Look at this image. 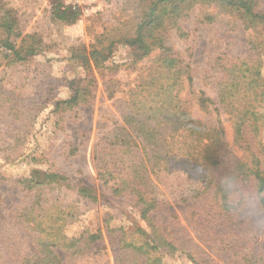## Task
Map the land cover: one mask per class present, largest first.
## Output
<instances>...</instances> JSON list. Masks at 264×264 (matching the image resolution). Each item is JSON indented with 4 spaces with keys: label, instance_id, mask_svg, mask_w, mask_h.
I'll use <instances>...</instances> for the list:
<instances>
[{
    "label": "rangeland",
    "instance_id": "374dc122",
    "mask_svg": "<svg viewBox=\"0 0 264 264\" xmlns=\"http://www.w3.org/2000/svg\"><path fill=\"white\" fill-rule=\"evenodd\" d=\"M64 6L73 21L54 17ZM246 59L264 86V19L217 0H86L75 9L68 0H0V251L14 241L37 250L23 219H69L70 239L100 233L85 255L54 249L61 264H115L123 233L149 232L131 200L100 179L111 157L100 143L118 141L144 90L173 86L178 69L192 80L182 75L174 87L177 104L225 131L216 177L249 153L264 168V129L246 136L248 147L236 144L233 118L217 102L223 68ZM163 181L149 216L185 253L165 264H245L251 253L264 264V204L250 185L222 202L214 187L190 194L193 175Z\"/></svg>",
    "mask_w": 264,
    "mask_h": 264
},
{
    "label": "trees",
    "instance_id": "16d2710c",
    "mask_svg": "<svg viewBox=\"0 0 264 264\" xmlns=\"http://www.w3.org/2000/svg\"><path fill=\"white\" fill-rule=\"evenodd\" d=\"M217 1L234 7L237 12L251 13L264 19V0ZM53 15L62 22H71L77 17L65 6L57 7ZM221 58L224 61L231 59ZM223 69L227 77L220 84L217 102L233 118L236 144L244 143L248 147L246 136L251 134L258 139L264 129L261 113L264 86L260 81V71L254 67L253 60L247 59L230 62ZM182 75L187 82L192 80L190 71L178 69L172 75L176 85H160L156 90L155 87H147L138 97L139 108L128 117L130 122L126 120V127L120 128L122 137L113 144L100 143V146L109 147L108 155H111L107 159L108 168L99 169L100 179L113 196L122 195L131 200L149 230L139 229L133 236L123 233L118 239L115 264H165L167 257L175 258L180 252L176 258L179 259L185 254L164 235L161 228L154 225L149 216L157 207L158 186L176 171L193 175L194 185L189 189L190 194L191 189L199 194L214 187L216 198L225 202L227 190L250 185L264 204V168L255 154L249 153L245 159L236 161L226 172V178L216 177L218 168L225 165L222 153L227 145L225 131L221 126L210 128L197 123L177 104L179 90L174 87L179 82L183 84ZM49 178L35 183L36 187L49 185ZM23 220L38 233L37 250L24 249L14 241L7 248L8 254L7 250L1 249L0 264H61L54 249L85 255L101 239L98 232L83 233L78 239L67 238L64 226L69 219ZM246 256L245 264H261V258L253 253Z\"/></svg>",
    "mask_w": 264,
    "mask_h": 264
},
{
    "label": "built area",
    "instance_id": "2783aa9c",
    "mask_svg": "<svg viewBox=\"0 0 264 264\" xmlns=\"http://www.w3.org/2000/svg\"><path fill=\"white\" fill-rule=\"evenodd\" d=\"M73 9L77 8V6H80L85 3L86 0H68Z\"/></svg>",
    "mask_w": 264,
    "mask_h": 264
}]
</instances>
